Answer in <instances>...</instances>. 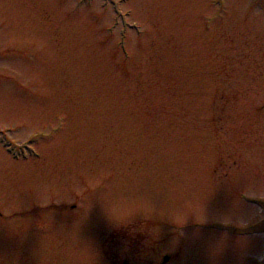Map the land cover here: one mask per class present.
I'll return each instance as SVG.
<instances>
[{
    "label": "rangeland",
    "instance_id": "1",
    "mask_svg": "<svg viewBox=\"0 0 264 264\" xmlns=\"http://www.w3.org/2000/svg\"><path fill=\"white\" fill-rule=\"evenodd\" d=\"M121 1L146 32L127 59L100 2L0 0V131L42 154L0 146V259L77 264L80 246L111 264L106 244L121 264H264V0ZM111 192L152 207L116 223Z\"/></svg>",
    "mask_w": 264,
    "mask_h": 264
},
{
    "label": "clouds",
    "instance_id": "2",
    "mask_svg": "<svg viewBox=\"0 0 264 264\" xmlns=\"http://www.w3.org/2000/svg\"><path fill=\"white\" fill-rule=\"evenodd\" d=\"M102 200L108 217L116 223H125V222H120L115 218V213L117 210L127 209L128 207H131L137 203L148 206L150 208L152 207V201L147 197H139L137 200H130L122 193L117 194L115 192H111L106 195H103ZM152 211L154 213L155 209H152ZM165 214L171 217V213H166V212L162 213V215ZM199 222L200 223L204 222L203 216L200 218ZM10 227L15 233H19L22 231L21 222L18 220H11ZM73 255H74V260L77 262V264H97L95 255L92 254L86 248H81L80 246H78V248L76 249Z\"/></svg>",
    "mask_w": 264,
    "mask_h": 264
}]
</instances>
